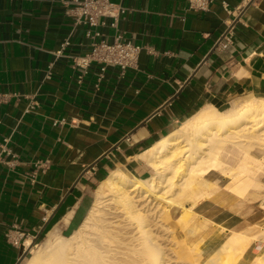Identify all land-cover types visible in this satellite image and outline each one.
<instances>
[{
	"label": "crops",
	"instance_id": "1",
	"mask_svg": "<svg viewBox=\"0 0 264 264\" xmlns=\"http://www.w3.org/2000/svg\"><path fill=\"white\" fill-rule=\"evenodd\" d=\"M110 1L118 24L104 17L96 40L139 46L124 69L93 59L75 0H0V264L74 232L111 171L151 174L139 155L202 106L264 98V0ZM218 193L227 202L204 211L213 224L259 222Z\"/></svg>",
	"mask_w": 264,
	"mask_h": 264
},
{
	"label": "bare ground",
	"instance_id": "2",
	"mask_svg": "<svg viewBox=\"0 0 264 264\" xmlns=\"http://www.w3.org/2000/svg\"><path fill=\"white\" fill-rule=\"evenodd\" d=\"M257 146L262 154L255 152ZM139 156L154 174L139 177L123 168L111 171L98 184L81 226L70 235L53 230L42 243L31 241V255L24 264H264L263 222L262 226L235 230L217 223L221 233L217 243L204 249L199 245L189 247L188 254H177L173 260L166 257L158 232L148 221L149 212L159 207L164 186L173 191L169 201H191L179 216L186 226L194 223L192 206L220 188V179L208 175L233 177L244 173L257 179L253 188L264 190V182L257 177L264 164L263 97L226 111L215 105L202 106ZM110 209L120 210L136 226H112L107 217ZM208 222L210 218H206Z\"/></svg>",
	"mask_w": 264,
	"mask_h": 264
},
{
	"label": "rangeland",
	"instance_id": "3",
	"mask_svg": "<svg viewBox=\"0 0 264 264\" xmlns=\"http://www.w3.org/2000/svg\"><path fill=\"white\" fill-rule=\"evenodd\" d=\"M229 105L230 103L220 109H225ZM221 111H224V110H221ZM255 152L258 154H262L259 146L255 148ZM232 156L235 158L237 157L236 155H232ZM154 173L155 172L152 171L151 174H154ZM257 177L261 179L262 182H264V164L262 165V168L259 169ZM208 178L210 179L219 178L220 188H224L228 190L229 192H231L232 194H234L235 196L239 198L237 202V204L239 205L238 207H241L249 203L247 210L249 209L255 210L254 215H252V219L256 218L259 221L255 224H252L251 226H262L261 222L264 223V211H263L264 210L263 208L264 198H262L264 197L262 196L264 195V190H258L257 188L252 187L253 184H255V181L257 180L256 178L247 176L244 173L235 175L233 177H229L226 174L224 175L220 174V176H218V174H213V175H208ZM164 187H162V192H163L161 193L162 197H159V203H158L159 207L154 208L149 212L148 221L150 222V224H152V226H154V228L156 229V233L158 232L157 233L158 240H159V243H162L161 246L166 251V254H165L167 255L166 257L168 258L173 257L172 259L175 260L176 258L175 256H177V254L179 257L183 256L184 254H188L189 247H196L199 245L198 247L204 249V248H208L212 244L217 243V241H219L221 238V233L218 231L216 224H213L212 221L208 222L207 224L205 223L207 216H205L206 213L204 211L208 206L211 205L210 202H227V199L223 196V194L222 193L215 194L211 197H208L210 199L205 198L206 200L208 199V201H204L205 199H203L200 202H198L196 205H193L194 207L192 206V211H194L196 214L195 219L193 220L194 223L186 226L184 225L183 222H181V220H179V216L183 213L185 207H190L192 205L191 201L184 200L181 203L176 202L175 200H173L172 202L169 201L168 197H172L173 191L171 192L167 191L170 189L169 186H164ZM251 191H252L251 201H249L247 197H248V193ZM240 193L242 194L240 195ZM241 196H243L244 198ZM142 204L144 205L143 207H145V204L144 203ZM108 212L110 213L107 215V217L108 219L112 220L110 223L112 226H115V225L117 226L118 225L119 226H136V223L134 222L132 224L133 221L128 220V218L126 217L127 215L122 214L120 210L116 211L115 209L114 210L110 209L108 210ZM112 223H115V224H112ZM193 224L197 225L196 226L197 228H192ZM251 226H249L250 229H251ZM225 227L234 229V230L236 229L235 226H225ZM245 227L248 228V226H245ZM200 235L202 236V238ZM261 235L264 236V233ZM198 237H200L201 239ZM44 238L45 237L40 238L37 241V243H42ZM30 255H31V252L29 253L28 258L30 257Z\"/></svg>",
	"mask_w": 264,
	"mask_h": 264
},
{
	"label": "built area",
	"instance_id": "4",
	"mask_svg": "<svg viewBox=\"0 0 264 264\" xmlns=\"http://www.w3.org/2000/svg\"><path fill=\"white\" fill-rule=\"evenodd\" d=\"M75 2L79 8L77 19L89 26L87 36L92 39V50L90 53L93 59L104 63L117 64L123 69L131 67L137 60L139 46L123 41L121 35H117L112 43L103 39L96 40L100 32L95 28L105 23L104 17L114 18L111 23L112 26L116 27L118 24V10L115 9L113 3L110 0H75ZM190 4L196 10H205L210 6L211 0H190ZM68 43V41L64 42L63 46ZM89 61L84 58L81 63L77 62V64L84 66ZM1 100H3L2 95H0V102Z\"/></svg>",
	"mask_w": 264,
	"mask_h": 264
},
{
	"label": "water",
	"instance_id": "5",
	"mask_svg": "<svg viewBox=\"0 0 264 264\" xmlns=\"http://www.w3.org/2000/svg\"><path fill=\"white\" fill-rule=\"evenodd\" d=\"M221 41V40H220ZM219 41V42H220ZM219 42L216 44V46L215 47H217L218 46V44H219ZM28 251H29V249H28ZM28 251L27 252H25L22 256H21V258L19 259V261H18V263L17 264H19L23 259H24V257L26 256V254L28 253Z\"/></svg>",
	"mask_w": 264,
	"mask_h": 264
}]
</instances>
